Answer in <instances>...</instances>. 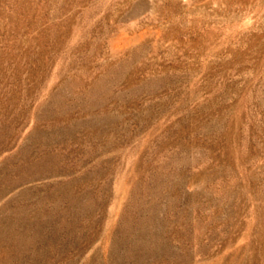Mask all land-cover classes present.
<instances>
[{
    "label": "rangeland",
    "instance_id": "rangeland-1",
    "mask_svg": "<svg viewBox=\"0 0 264 264\" xmlns=\"http://www.w3.org/2000/svg\"><path fill=\"white\" fill-rule=\"evenodd\" d=\"M0 264H264V0H0Z\"/></svg>",
    "mask_w": 264,
    "mask_h": 264
}]
</instances>
